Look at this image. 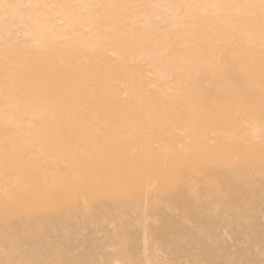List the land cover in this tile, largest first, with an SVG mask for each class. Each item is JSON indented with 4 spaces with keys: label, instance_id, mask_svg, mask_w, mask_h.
<instances>
[{
    "label": "rangeland",
    "instance_id": "374dc122",
    "mask_svg": "<svg viewBox=\"0 0 264 264\" xmlns=\"http://www.w3.org/2000/svg\"><path fill=\"white\" fill-rule=\"evenodd\" d=\"M227 28L241 40H223ZM248 52L253 63L238 59ZM220 83L228 96L212 99ZM17 91L29 95L4 100ZM75 91L84 92L83 102L55 98ZM224 102L238 128L197 136L195 124L223 117ZM142 103L153 107L145 118L167 120L143 130L151 136L144 151H162L163 133L177 137L178 149L163 150L160 163L154 155L134 162L136 151L124 153L111 136L92 141L77 131L81 117L51 119L83 104L108 111ZM261 112L264 0H0V177L7 179L0 181V264H264ZM93 113L89 127L105 122ZM47 134L63 137L40 144ZM220 135L232 144L227 158L215 149ZM81 141L89 143L84 176L69 188L72 165L58 155L72 156ZM193 142L210 144V159L196 152L192 172L182 174ZM109 145L122 157L103 168L96 155ZM96 166L111 177L94 191L86 169ZM170 180L178 204L162 188Z\"/></svg>",
    "mask_w": 264,
    "mask_h": 264
},
{
    "label": "bare ground",
    "instance_id": "6f19581e",
    "mask_svg": "<svg viewBox=\"0 0 264 264\" xmlns=\"http://www.w3.org/2000/svg\"><path fill=\"white\" fill-rule=\"evenodd\" d=\"M201 24H203V23H201ZM211 24H213V23H211ZM207 26H208V24H207ZM129 29L132 32L133 31V26L130 25ZM247 31L250 32L249 29H247ZM251 31H253L252 27H251ZM219 36H221L222 39L225 40V41H229V39H231L232 37H235V36H237L236 39L241 40L239 38V36L234 31H232L229 28L225 29L224 32L219 34ZM207 40L208 41H212V39L208 38V39H205L204 42L206 43ZM82 41H84V40H82ZM87 42L88 41L85 40V44ZM72 43H73V40H71L69 43H67L66 46L64 45L66 47L65 50H67V48H70ZM77 44H79V43H77ZM94 45H95V43H94ZM237 57H238V59H240L243 62L249 61V62L253 63L254 60H255L254 59L255 58L254 55H252L249 52L247 54L243 53L241 55H238ZM201 59L206 61V62H210V63L212 62L213 63V60L211 59V57H207V56L204 55ZM43 63L46 64V60ZM47 64H48V62H47ZM90 69H91L92 72H94L96 74L101 71V68L98 66V64L95 65L94 63H93V67H91ZM88 76H89V70H88ZM71 77L73 78L74 76H71ZM87 80L90 81V78H88ZM73 82H74V79H73ZM94 82H95V80H94ZM98 84H100V83H98ZM102 85H104V84H102ZM145 88L146 87H144V85H143V87H142L143 91L145 90ZM216 89L217 90H216L215 94L211 93L212 95L210 97H212V99H215L217 97V94L222 93V92L225 94V97L227 98V96H228L227 84L220 83V84H218V87ZM193 90L194 89H190V91H189L190 94L193 92ZM195 92H197V91L195 90ZM83 94H84L83 91H75V92L69 94L64 99H62V97H57V95H56L55 98H57L58 102L59 103L61 102L62 104H66V103L68 104V102L73 100V99L74 100L75 99L76 100H80V101L83 102V100L81 99L83 97L82 96ZM208 94H209V92H208ZM28 95H29L28 92L24 93L23 91L22 92L17 91V92H14L13 95H11V94L10 95H6L4 97V100H7L9 102V101H14V100L16 101L17 99H20V98L22 99L24 97L26 99ZM29 98H30V96H29ZM105 99H106L105 100L106 103H108L110 101L108 96ZM243 99H244V97H242V100ZM1 100L4 101L3 98ZM225 104L226 103L224 102L222 104L221 108H220L221 112L222 111L224 112L223 113V117L217 118L211 124L210 123L204 124L202 122L195 124V128H194L195 130L194 131H195V134L197 136L202 135V137H207V136L211 135L212 133L218 132L219 130H223V132H228L229 129H232L234 131L235 129L238 128V124H235V123H233L231 121L232 116L229 114L228 109L225 107ZM97 107L98 106L95 107L94 104H92L91 108H89V107H87V106H85L83 104L80 108H77V109L73 110L72 111V115H71V112H69V111H63V112L60 111L59 113L57 112V113L53 114L51 119H53V117L56 116L59 120L66 119L65 121H66V123H68L71 120L74 121L77 117H81V121L78 122V124L76 125L77 131L79 130L78 132H81L83 130H84V133L88 132V135L90 136V139L92 141L94 139L106 138L107 136H109V137L111 136V137L115 138L116 142L117 141L118 142L122 141L123 145L125 147V150L123 151L124 153H127L128 151H136V154L134 152V154L136 155V158H135V156H131V160H133L134 162H137V163H141V162H144V161L148 160L149 158H153L152 157L153 155L156 156V158L158 160H160L157 163H160L163 160L162 159V155L160 154L163 150L173 153V152H176V150L178 149L177 146H176L177 137H174V136H171V135H167V133L166 134L163 133L162 134V141H163L162 151H158L157 148H154V149L150 150L149 152L146 151V150L145 151L143 150L144 147L147 146V144H149L148 141L151 139L150 134L148 132L143 131V130L146 129L148 126H151V127H154V128L155 127L159 128V127L167 124V120L166 119L162 120V121H158V120L155 121V120H153L151 118L148 119V117L145 118L146 112H149V111L151 112V109L153 108L152 105H149V104H146V103H144V104L142 103L140 106H138L139 109H140V112H139L138 115H135L136 108H138L137 105H135V104H127L126 107L123 108V109L117 110L116 108H114V109H109L108 111H103V109H100L98 111ZM97 112H98L99 115H102V114H103L102 116L106 115L105 122L102 123L100 126L95 124V123L92 125V123H93L92 122L90 127H89V120L93 116L92 113L96 115ZM209 113H210V109L208 107H206V109H202L201 110L200 115L204 119V118H206L209 115ZM260 116L263 118L264 117V112H261L258 117H260ZM175 119L181 121L182 120V116H173L171 120L175 121ZM185 120H186V117L183 115V121H185ZM133 121H134V125L131 126ZM172 121H170V123H172ZM48 123H46V128L49 130ZM59 126H61V125L58 124V128H59ZM20 128L24 129L25 126L22 125V126H20ZM69 134H70V131H69ZM71 134H72V136H69V137H71L70 139H71V142H72V141H74L76 139L77 136H75L74 130H72ZM48 135L49 134H47L46 137L43 136L41 139H39L40 144H44L45 141L47 143L49 141V139H52V138L58 140V139H61L63 137L62 135H59V134L58 135L54 134V137H53V134L49 135V136ZM66 135L67 134H65V136ZM66 137L68 139V136H66ZM218 137H219V139L217 140L218 144L215 146V149L216 148L219 149V151H220V153H222L223 157L227 158L228 154L231 151L232 144H230L228 142H226L224 144V141H222L223 137H221V135L218 136ZM127 138H130V140L127 139ZM212 141L216 142V140H212ZM112 142H113V139H112ZM80 144L83 146V148L81 150H77L76 153H75L76 155L73 153L74 158H73V155L71 156L72 153H69V151L67 153L65 152L62 155H58V158L60 160H62L61 164L66 163V162L69 161L68 163H70V166L72 165V170H70V174H69L68 184L77 175L84 176V174H82L81 172L84 173V171H82L83 168H84V162L83 161L85 160V155H86L85 151H86V148L89 145V143L81 141ZM142 147H143V149H142ZM191 147L194 148L195 154H194V151L193 152L190 151L191 154L190 153L187 154L188 158L185 161L186 163L184 164L182 169L180 167V169L182 170V174H185V172L186 173L187 172H189V173L192 172V170H191L192 167L194 168L195 164H197V162H195L196 161V159H195L196 152L200 153L203 156H206L207 161L210 159V155L207 154L206 151L212 149V147L207 142L206 143H204V142H195L193 145H191ZM110 148L111 149H116L114 146L109 145V146H107L105 148V150H102V151L99 150V152L96 155V158L98 159V162H100V165L102 164L103 168H104L105 164L113 167V165L116 162H119V160L122 157V153H121L122 151H120L119 149H117L116 151L115 150L111 151ZM240 151H241L242 155L246 157V155H245L246 150L245 149H241ZM189 155L192 156V158L189 159ZM68 159H70V160H68ZM202 161H204V158L202 159ZM18 169H19L18 166H13L11 168V172L14 173ZM86 171H87V176H89V180L93 182L92 187L94 188V191L95 190H99V184H100V186H102V180L103 179H108V178L111 177V175H108L107 173H104V175H103V169L100 166L99 167L96 166V167H93V168H87ZM132 171L135 172V167H133ZM158 171L159 170H157V172ZM183 171H185V172H183ZM138 172H139V170H138ZM162 173H159V174L161 175ZM164 176H165L164 174L161 175V180H163ZM49 177H50V179L52 178V176H49ZM33 178H34L33 174H29L28 177H27L29 182ZM53 179H54V177L52 178V180ZM5 180H7L5 178V176H1L0 177V181H5ZM175 182L170 180V183H167V182L164 183L162 181V188L164 189L165 194L168 196V200L172 201L174 203L177 202V204H178L179 196H177L175 194L172 195L170 193V188H169L171 186V184H174ZM68 184H67V186H68ZM67 186H66V188H67ZM72 186H73V184L70 183L69 184V188L72 187ZM171 230H173L175 232H178V228L176 226H172Z\"/></svg>",
    "mask_w": 264,
    "mask_h": 264
}]
</instances>
